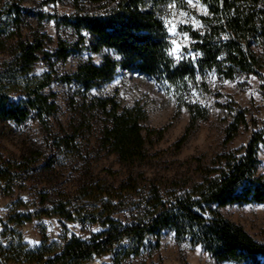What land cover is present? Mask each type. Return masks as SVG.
<instances>
[{"label":"trees","instance_id":"trees-1","mask_svg":"<svg viewBox=\"0 0 264 264\" xmlns=\"http://www.w3.org/2000/svg\"><path fill=\"white\" fill-rule=\"evenodd\" d=\"M200 1L206 13L197 16L199 28H179L190 38L192 55L176 60L169 54L171 44L164 18L171 5L186 8L184 0H72L74 13L61 19L54 14H37L36 28L26 21L30 15L22 0H0V119L21 123L34 114L46 125L55 115L56 103L42 91L52 77L31 73L41 55L45 59L49 56L44 46L52 39L41 31V23L54 19L58 24L61 20L76 39L68 45L58 40L54 55L59 60H66L71 50L93 54L107 51L98 66L89 60L78 66L72 77L83 90L112 80L118 72H132L150 78L172 96L178 109L185 108L189 125L174 145L180 149L189 129L207 119L208 109L192 99L194 91H208L207 73L227 81L264 76V0ZM25 27L30 35L24 33ZM72 77L63 80L68 83ZM97 104L104 121L99 149L117 155L126 164L144 161L152 136H162L161 130L147 126L145 107L137 102L122 107L112 98L100 99ZM229 111L233 121L224 131L223 144L234 139L240 125L247 127L249 123L246 109ZM252 123L256 125L255 120ZM52 135L53 162L61 155L83 158L76 128L62 127ZM261 153L264 123L252 130L243 148L217 155L208 166H198L200 180L190 185L163 184L142 173L127 176L116 187L83 180L70 192L58 191L51 208L16 215L13 220L20 224L33 216L53 215L67 222H99L103 231L88 240L73 235L59 244L44 236L34 248H28L20 238L6 245L0 243V264H88L104 255H111L112 264H122L142 256L148 235L156 238L150 255L159 247L164 230L171 231L177 243L200 246L216 263L264 264V242L220 213L222 207L236 203L264 204ZM35 154L41 156L40 152ZM29 170L27 160L11 165L0 159V182L11 181L12 173L20 178ZM117 212L124 214V222L113 219Z\"/></svg>","mask_w":264,"mask_h":264},{"label":"rangeland","instance_id":"rangeland-1","mask_svg":"<svg viewBox=\"0 0 264 264\" xmlns=\"http://www.w3.org/2000/svg\"><path fill=\"white\" fill-rule=\"evenodd\" d=\"M184 1L186 8L171 5L164 18L171 44L169 54L176 60L192 55L190 38L179 28L186 25L199 28L197 16L206 13V6L200 0ZM22 6L29 10L30 16L26 21L29 20L34 28L37 27V14H54L61 19L75 12L72 0H22ZM41 27V31L52 39L44 46L49 56L45 59L41 55L31 74L37 77L49 74L52 77L51 83L42 91L52 96L50 101L56 103L57 111L47 119L46 125L38 122L34 114L21 123L0 119V159L11 165L26 160L30 163V170L20 178L12 171L11 181L0 182V243L4 245L20 238L28 248H34L41 244L44 236L58 244L73 235L88 240L103 231L104 227L99 222H81L78 219L67 222L53 215H43L16 224L13 218L51 208L57 201L58 191L70 192L87 179L116 187L127 176L142 173L163 184L177 182L179 186L190 185L200 180L198 166H208L217 155L243 148L252 130L263 126L264 76L247 75L227 81L219 80L214 73H207L205 83L208 91L203 94L194 91L192 96L193 101L208 109L207 119L189 129L188 138L178 149L174 147L175 142L186 133L189 118L185 108H177L170 94L157 87L150 78L132 72H118L112 80L83 90L72 77L78 66L86 60L98 66L107 51L93 54L86 50L82 53L71 50L66 60H59L54 55L58 40L73 44L76 39L74 32L61 20L58 24L54 19L44 20ZM24 33L30 35L27 27ZM69 76L72 80L66 83L63 78ZM105 98L115 99L122 107L135 102L143 105L147 111V126L162 131L160 139L152 136V145L146 146L147 158L144 161L126 164L119 161L117 155L99 149L104 121L97 111V103ZM236 108L246 109L248 126L240 125L234 139L223 144L224 131L233 121V112L229 110ZM62 127L76 128L83 158L61 155L52 161V131L57 133ZM35 152H40L41 156L36 157ZM260 160L264 165V153L260 154ZM220 213L228 221L240 225L258 242H264V204L236 203L222 207ZM112 217L124 222L122 212ZM159 238V247L151 250L149 255L156 238L148 235L142 256L131 257L122 264H234L216 263L198 245L190 248L177 243L171 231H162ZM95 261L112 264L111 255L95 258L88 264Z\"/></svg>","mask_w":264,"mask_h":264},{"label":"water","instance_id":"water-1","mask_svg":"<svg viewBox=\"0 0 264 264\" xmlns=\"http://www.w3.org/2000/svg\"><path fill=\"white\" fill-rule=\"evenodd\" d=\"M92 264V263H91ZM93 264H102V262L95 261Z\"/></svg>","mask_w":264,"mask_h":264}]
</instances>
